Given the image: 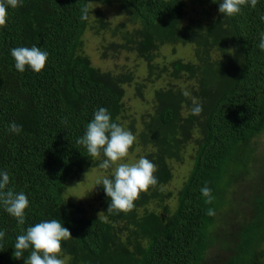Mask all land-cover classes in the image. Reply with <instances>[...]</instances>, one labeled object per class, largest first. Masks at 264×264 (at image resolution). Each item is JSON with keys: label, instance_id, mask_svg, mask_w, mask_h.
<instances>
[{"label": "trees", "instance_id": "16d2710c", "mask_svg": "<svg viewBox=\"0 0 264 264\" xmlns=\"http://www.w3.org/2000/svg\"><path fill=\"white\" fill-rule=\"evenodd\" d=\"M220 2L191 0V14L187 0H22L9 7L7 26L0 27V171L29 207L21 226L0 204L6 233L0 264H24L13 256L16 237L51 219L72 234L62 241L60 257L68 264H207L206 254L220 241L216 214L221 207L236 210L226 194L252 172L250 142L264 133V51L258 47L264 0L231 17L218 11ZM112 3L126 21L104 16L101 6ZM84 8L87 19H81ZM88 32L101 40L99 52L114 62L111 69L92 63L84 48ZM185 45L192 56L176 58V47ZM32 46L49 53L45 68L21 73L10 50ZM163 49L174 50L172 58ZM122 53L128 64L118 62ZM134 56L146 67L147 86L130 67ZM130 87L143 100L144 90L153 89V110L129 113ZM194 101L202 105L198 116L191 112ZM100 107L136 136L129 152L141 148L158 167L157 185L141 192L127 213L107 212L111 201L98 180L91 188L94 207L71 193L86 169L98 168L100 180L112 178V168L99 167L103 155L92 158L77 144ZM13 121L23 126L19 134L8 131ZM188 152L189 175L170 190L173 162ZM205 185L211 203L201 193ZM250 203L248 220L232 242H223L231 255L218 264H264V184Z\"/></svg>", "mask_w": 264, "mask_h": 264}, {"label": "clouds", "instance_id": "9594fccd", "mask_svg": "<svg viewBox=\"0 0 264 264\" xmlns=\"http://www.w3.org/2000/svg\"><path fill=\"white\" fill-rule=\"evenodd\" d=\"M212 2L216 3L217 0ZM249 2L251 7L255 8L258 0H221L218 11L231 17L239 14L241 7ZM20 6H22V0H0V27L7 26L9 7L16 9ZM87 12V8L82 10L81 19H87ZM261 19L264 20V16ZM258 47L264 51V32L260 33ZM10 52L15 61L16 70L21 73L26 70V67L40 73L45 68L49 56L47 51H42L37 46L15 47ZM184 94L190 95L187 92ZM202 110V105L194 101L192 114L198 116ZM22 127L13 121L8 131L19 134ZM135 140L136 136L131 130H126L113 122L111 114L104 107L94 112L92 120L87 124L85 134L77 139V144L84 146L90 157L98 158L101 155L105 157L99 165L100 168L113 169L112 178L105 176L97 182L98 185H103L107 197L110 198L107 212L118 214L131 211L135 206L134 201L139 198L141 192L147 191L150 186L158 183V177L155 175L158 167L151 160L140 157L135 163L120 162L122 158L128 156L129 149ZM86 175L87 173L85 177ZM9 183L8 172L0 171V204L22 226L25 224V210L29 207V200L23 192L17 193L8 188ZM201 193L206 197V203L212 202L211 189L207 185L201 188ZM207 214L215 215L214 209L209 208ZM5 234V231H0V241L4 239ZM72 238L70 230L63 226L61 220H45L28 227L24 234L16 237L13 256L16 259L24 258V264H65L64 259L60 258L62 241ZM25 252H29L26 258Z\"/></svg>", "mask_w": 264, "mask_h": 264}, {"label": "rangeland", "instance_id": "374dc122", "mask_svg": "<svg viewBox=\"0 0 264 264\" xmlns=\"http://www.w3.org/2000/svg\"><path fill=\"white\" fill-rule=\"evenodd\" d=\"M187 1L189 7L188 12L191 14V9L193 6L191 0ZM100 10L103 12L105 17L110 18V21L111 19L117 22L126 21V17L121 14L120 9L116 5H114V3H112L111 5L101 6ZM100 44L101 40L97 37H94L91 32L85 34L84 48L86 53L89 54L92 63L95 66L102 67L103 69H111L114 66V62L109 58L103 60L104 55L99 52V47L101 48ZM173 51L174 50L172 49H163L162 52L166 54L167 57L172 58ZM126 55V53H122L118 58V62L120 64L127 63V59H125ZM174 56L176 58H189L192 56V48L190 49L187 45H185V47L177 46L174 52ZM130 67L132 69H136L137 74L141 76L138 81L141 84H145L147 86L148 81L144 79L146 75L145 65L134 56L130 60ZM161 80L156 83L158 84L156 86L166 84L167 81L162 80V83L160 82ZM144 94L146 95L147 100H143L139 96H136V92L133 87H130V89H128L127 94L124 97V101L125 107L130 111H128L129 113L139 116L143 112H149V110H153L154 107L152 102L153 98H156L154 90L148 87L144 90ZM142 122L143 121H140L141 125H143ZM250 148L255 149V152L252 154L254 159H252L253 162L250 165V169H252V172L250 173V175L239 180L233 188L228 189L226 200L232 199L235 204L236 210L233 209V206L231 208L221 207V209L218 210L216 214V228L214 229V231L220 234V241L216 242L215 245L212 246L206 254L205 259L207 261V264L221 263L231 255L230 252L228 253L225 251V249L227 248L224 247L223 242H232L233 238L235 237V232L239 229V224L245 223L248 220V217L250 216V200L258 187L264 184V133L255 137L250 142ZM141 155L142 149L137 147L134 152H129L128 156L122 158V161L120 162L135 163L139 160L140 157H142ZM190 158L191 157H189L188 152L185 154L184 160L182 162H173L174 178L168 186L170 190L178 189L183 184L185 178L189 175V172L192 168ZM86 173L87 175L85 177ZM102 176L103 173H101L98 168L86 169L81 180H76L78 186L77 188L71 189V193H73L74 196H78L88 205H92L94 207L97 202L94 201L92 194H94L96 190H93L91 188L96 185V181H99ZM171 205H175V203L172 202ZM60 258L64 259L65 264H68V258L63 256Z\"/></svg>", "mask_w": 264, "mask_h": 264}]
</instances>
